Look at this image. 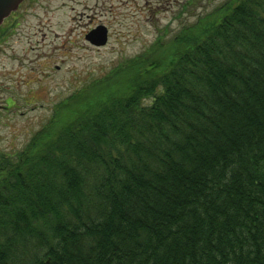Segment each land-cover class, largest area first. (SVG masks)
<instances>
[{"label": "trees", "instance_id": "obj_1", "mask_svg": "<svg viewBox=\"0 0 264 264\" xmlns=\"http://www.w3.org/2000/svg\"><path fill=\"white\" fill-rule=\"evenodd\" d=\"M155 45L0 156V264H264V0Z\"/></svg>", "mask_w": 264, "mask_h": 264}, {"label": "rangeland", "instance_id": "obj_2", "mask_svg": "<svg viewBox=\"0 0 264 264\" xmlns=\"http://www.w3.org/2000/svg\"><path fill=\"white\" fill-rule=\"evenodd\" d=\"M226 1L24 0L0 26V156L18 161L67 101ZM98 26L104 47L86 40Z\"/></svg>", "mask_w": 264, "mask_h": 264}, {"label": "water", "instance_id": "obj_3", "mask_svg": "<svg viewBox=\"0 0 264 264\" xmlns=\"http://www.w3.org/2000/svg\"><path fill=\"white\" fill-rule=\"evenodd\" d=\"M24 0H0V26ZM86 40L95 47H104L109 41L108 30L104 26H98L86 35Z\"/></svg>", "mask_w": 264, "mask_h": 264}]
</instances>
